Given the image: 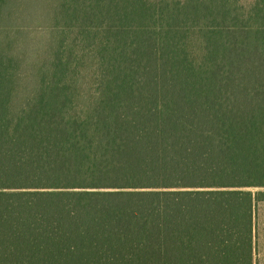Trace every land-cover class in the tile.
I'll use <instances>...</instances> for the list:
<instances>
[{
    "label": "trees",
    "instance_id": "1",
    "mask_svg": "<svg viewBox=\"0 0 264 264\" xmlns=\"http://www.w3.org/2000/svg\"><path fill=\"white\" fill-rule=\"evenodd\" d=\"M264 0H0V264H252Z\"/></svg>",
    "mask_w": 264,
    "mask_h": 264
},
{
    "label": "rangeland",
    "instance_id": "2",
    "mask_svg": "<svg viewBox=\"0 0 264 264\" xmlns=\"http://www.w3.org/2000/svg\"><path fill=\"white\" fill-rule=\"evenodd\" d=\"M243 2L248 0H241ZM253 261L252 264H264V202L257 203L253 217Z\"/></svg>",
    "mask_w": 264,
    "mask_h": 264
}]
</instances>
